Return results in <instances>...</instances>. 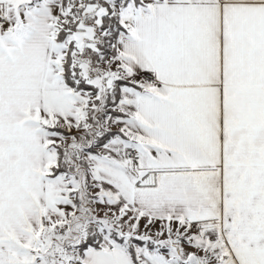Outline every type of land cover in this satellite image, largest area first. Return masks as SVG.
Here are the masks:
<instances>
[{
    "label": "snow or ice",
    "instance_id": "obj_1",
    "mask_svg": "<svg viewBox=\"0 0 264 264\" xmlns=\"http://www.w3.org/2000/svg\"><path fill=\"white\" fill-rule=\"evenodd\" d=\"M0 264H264V0H0Z\"/></svg>",
    "mask_w": 264,
    "mask_h": 264
}]
</instances>
